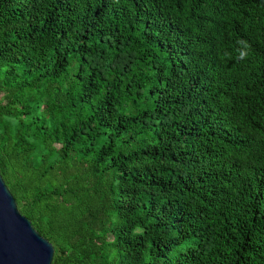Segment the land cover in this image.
Wrapping results in <instances>:
<instances>
[{
  "label": "trees",
  "instance_id": "16d2710c",
  "mask_svg": "<svg viewBox=\"0 0 264 264\" xmlns=\"http://www.w3.org/2000/svg\"><path fill=\"white\" fill-rule=\"evenodd\" d=\"M0 174L52 264H264V0H0Z\"/></svg>",
  "mask_w": 264,
  "mask_h": 264
},
{
  "label": "water",
  "instance_id": "95a60500",
  "mask_svg": "<svg viewBox=\"0 0 264 264\" xmlns=\"http://www.w3.org/2000/svg\"><path fill=\"white\" fill-rule=\"evenodd\" d=\"M53 246L21 215L0 174V264H52Z\"/></svg>",
  "mask_w": 264,
  "mask_h": 264
},
{
  "label": "clouds",
  "instance_id": "9594fccd",
  "mask_svg": "<svg viewBox=\"0 0 264 264\" xmlns=\"http://www.w3.org/2000/svg\"><path fill=\"white\" fill-rule=\"evenodd\" d=\"M244 56H245V53L242 52L241 53V58H244Z\"/></svg>",
  "mask_w": 264,
  "mask_h": 264
}]
</instances>
